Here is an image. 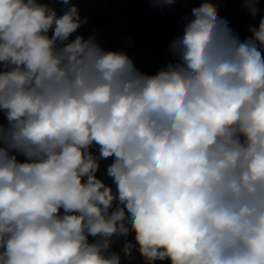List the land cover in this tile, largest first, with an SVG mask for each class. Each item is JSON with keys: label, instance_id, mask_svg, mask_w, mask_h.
Listing matches in <instances>:
<instances>
[{"label": "clouds", "instance_id": "9594fccd", "mask_svg": "<svg viewBox=\"0 0 264 264\" xmlns=\"http://www.w3.org/2000/svg\"><path fill=\"white\" fill-rule=\"evenodd\" d=\"M183 19L147 74L72 39L73 0H0V264H121L130 234L129 261L264 264V17L243 40L216 0Z\"/></svg>", "mask_w": 264, "mask_h": 264}, {"label": "trees", "instance_id": "16d2710c", "mask_svg": "<svg viewBox=\"0 0 264 264\" xmlns=\"http://www.w3.org/2000/svg\"><path fill=\"white\" fill-rule=\"evenodd\" d=\"M201 0H177L171 6L155 7L143 13L137 9V0H73L81 17H87L76 35L85 38L97 35L98 42L107 50H121L130 53L137 51L145 67L155 71L158 62H163L170 42L182 34L186 21L193 7L199 6ZM221 18H226L239 35L247 32L249 27L258 25L264 17V3L260 0L259 14L253 18L244 6L243 0H235V8L229 12L227 0H216ZM58 15L63 14V4L53 5ZM51 34V33H50ZM6 122V121H5ZM89 237L90 242H94Z\"/></svg>", "mask_w": 264, "mask_h": 264}, {"label": "built area", "instance_id": "2783aa9c", "mask_svg": "<svg viewBox=\"0 0 264 264\" xmlns=\"http://www.w3.org/2000/svg\"><path fill=\"white\" fill-rule=\"evenodd\" d=\"M264 3V1H263ZM258 27V25H255ZM251 35V33L249 32V30L247 32H243L240 34L241 39L243 40L244 38H247ZM130 57L133 58L136 66L141 69L143 72L147 73V74H155L161 67L165 66L171 59H172V55L170 50L168 49L166 52V56L163 62H158V65L156 67V70L154 71H149L146 67L145 64L142 60V58L140 57L139 53L137 51H134L132 53L129 54ZM93 152H97V149L93 148ZM19 159L24 160V157H19ZM112 162V159H106V160H102L101 161V167H100V171L97 173L98 178L103 179L108 185L113 187V190L115 191V185L112 182V179L110 177L107 176L106 173V167L108 164H110ZM125 240L128 241H132L134 242V234H130L128 237H122L120 238L112 247V251L120 253L121 254V264H145L144 259L140 256L138 251H134L133 255L135 256V259L132 261H129L127 259H125L123 257V253L121 252V248L123 246V243L125 242ZM155 264H171L170 261H156Z\"/></svg>", "mask_w": 264, "mask_h": 264}, {"label": "rangeland", "instance_id": "374dc122", "mask_svg": "<svg viewBox=\"0 0 264 264\" xmlns=\"http://www.w3.org/2000/svg\"><path fill=\"white\" fill-rule=\"evenodd\" d=\"M228 11L231 12L235 8V0H227ZM137 9L143 13H147L151 10L150 0H137Z\"/></svg>", "mask_w": 264, "mask_h": 264}, {"label": "crops", "instance_id": "0c3cea01", "mask_svg": "<svg viewBox=\"0 0 264 264\" xmlns=\"http://www.w3.org/2000/svg\"><path fill=\"white\" fill-rule=\"evenodd\" d=\"M264 1V0H263Z\"/></svg>", "mask_w": 264, "mask_h": 264}]
</instances>
